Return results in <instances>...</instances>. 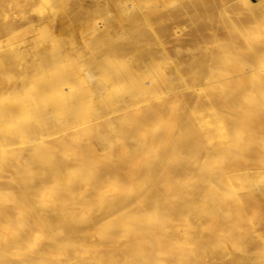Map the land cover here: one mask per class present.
<instances>
[{
	"label": "bare ground",
	"instance_id": "6f19581e",
	"mask_svg": "<svg viewBox=\"0 0 264 264\" xmlns=\"http://www.w3.org/2000/svg\"><path fill=\"white\" fill-rule=\"evenodd\" d=\"M103 1L60 9L62 30L72 18L84 23L59 37L51 32L53 6L23 16V24L50 32L47 41L7 45L22 17L0 12V34L8 36L0 37L7 42L0 49V264H152L164 259L170 231L179 230L166 226L175 213L194 220L193 241L224 249L218 264H261L264 29L255 15L246 16L247 27L224 22L222 36L216 29L229 7L252 11L264 0H190L203 9L204 20L193 13L209 38H198L195 24L200 30L186 39L197 51L170 50L175 58L153 51L157 43L151 47L153 36L140 26L170 13L151 21L145 0ZM172 21L159 24L171 35L170 24L181 23ZM177 37L168 42L179 52ZM154 234L159 256L136 258L139 237ZM241 235L246 247L236 254ZM218 258L190 254L184 264Z\"/></svg>",
	"mask_w": 264,
	"mask_h": 264
},
{
	"label": "rangeland",
	"instance_id": "374dc122",
	"mask_svg": "<svg viewBox=\"0 0 264 264\" xmlns=\"http://www.w3.org/2000/svg\"><path fill=\"white\" fill-rule=\"evenodd\" d=\"M4 1V0H3ZM25 1V2H24ZM28 1V2H27ZM68 1V2H67ZM122 1H124V2H126V0H122ZM132 1V0H131ZM164 1H166V2H164ZM145 0V3L147 4V5H149L150 7H151V9H152V7H153V10L154 9H157L156 10V12L155 13H153L154 11L152 10V14H151V16H150V20L152 21V19H153V21L154 20H158L159 19V17L160 16H155V15H159V14H161V16H162V12H164V14H167V13H170V17L168 18V17H166L165 15H163V17L165 18V20L162 18V17H160V23H158V22H150V24H147V25H145L144 23H142V24H140V26L142 25L143 26V28L144 29H147V31H148V33H149V35L150 36H153V38L152 39H148V42L151 44V47L154 45V44H156L157 43V45H155V48H154V46L152 47V50L153 51H155L156 50V52H158V53H161L162 51H164L166 54H167V56L170 58L171 56L170 55H172V57H176L177 56V53H178V55H184L185 53L187 54V53H190V52H196L197 51V49H196V47L194 48L192 45L193 44H191V43H189L188 42V40L191 38V36L193 35V34H191L190 33V35H188L189 34V32H191V30H194L195 28L199 31L200 30V28L198 27V26H200L201 27V29L202 30H200V33H198V34H196L197 32H195V34H196V36L199 38L200 37V35L202 36L203 35V37H204V35L206 36V37H208L209 35H208V33L210 34V32H209V30L208 29H205V27H203L202 28V23L204 24L205 22H203L202 21V19L201 18H199V20H201L200 22V24L199 23H197V18L198 17H196L195 16V13H193V12H195L194 11V9H196L197 10V14H198V16H199V13H200V15L201 16H199V17H202L203 18V9H201L200 8V10H198L199 8H197V7H195L196 6V4H195V6L193 7V3H192V1L194 2V0H192V1H190L189 0V4L188 3H185L187 0H177V1H173V0H171L172 2L170 3V1L169 0ZM168 1V2H167ZM182 1V2H181ZM185 1V2H184ZM253 2H257L258 0H252ZM0 2H1V0H0ZM12 2H14V3H12ZM17 2V3H16ZM45 2V3H44ZM67 2V3H66ZM83 2H88V4H94V3H97L98 1L97 0H5V3L3 4V2L1 3L2 5H4V6H0L1 8H0V10L2 9V11H0L1 12V16H2V18H3V15H4V13H6V15H8V14H11V15H14V13H15V15L14 16H18L19 14H21V15H19V16H21L22 18H20V19H22L21 21H19V23H18V25H17V28H16V30H15V27H13V28H11V29H9V32H10V35L11 34H13V35H11V36H9V38H11L12 36H14V37H12V39H11V42L12 43H10V40H9V38L7 39V37L8 36H6L5 37V35H3L5 38L3 39V36L0 34V37L2 36V40H4V41H6L5 39H7V42H9L8 44H7V42L6 43H3L2 41V44H0V49L1 48H4L5 46H7V45H9V44H16V43H18V42H21V41H23L24 39L25 40H27V39H30V40H32V39H38V37H39V40H44V41H47V40H49L47 37L49 36V34H50V32L49 31H47V30H45V31H37L34 27H33V24L31 25V23H30V25L28 24V26H27V24H23V22L25 23H27L28 21L23 17V16H26V17H28V16H30L31 17V15L33 16L34 14V16H36V13H39L38 11H40L38 8H40L41 10H46L47 8H49L50 6H53V7H51L52 9H55L56 10V12H57V10H58V12H59V14H58V12H57V17H56V21L54 22V25H53V30H51V32L53 33V36L54 35H56V37H59V34L60 35H62V34H64V33H66L65 31H69V29L70 28H74L75 26L76 27H78V25L80 26L81 25V23H84V21L83 20H81V21H78V19H74V18H72L71 20L72 21H68V23H67V25L69 24V26L67 27V29L68 30H62L60 27H59V24L61 25V20L59 19V17H58V15H61L60 13V11L61 10H63L62 12H64V10H65V5L66 6H68V7H70V6H73V8H81L82 9V7H78L79 6V4H80V6H82L81 4ZM162 2H164L166 5H168V6H165L164 5V3H162ZM16 3V4H15ZM24 3V4H23ZM25 3H28L27 4V7L25 6ZM77 4L76 6H75V4ZM86 3H83V4H86ZM98 3H104V1L103 0H99V2ZM126 3H131L130 2V0H127V2ZM153 3V4H152ZM167 3H169V4H167ZM178 3H180V4H182V5H178ZM14 4V5H13ZM23 4V5H22ZM73 4V5H72ZM31 5V6H30ZM33 5V6H32ZM47 7H46V6ZM175 5H177V6H179V7H175ZM191 5H192V8H193V10H192V8H191ZM14 6V7H13ZM18 6V7H17ZM22 6H24L25 7V9H22ZM42 6L43 7H45V9L44 8H42ZM62 6V7H61ZM75 6V7H74ZM161 6V7H160ZM163 6H165V7H163ZM245 5H239V9H241L242 11H243V9H244V11L243 12H241V13H239L238 11L236 12V10H232V12L229 10V8H228V10L226 11V13H225V15H223L222 16V18H221V20H220V22L218 21V23H217V29H216V31H217V35L218 36H222L223 35V33H224V27H223V23L224 22H226V21H228L229 19H232V20H234V24L235 25H237V24H239V25H244L245 27H247V22H246V16H250V15H255V16H257V20H258V24L260 25V28H263L264 29V3L262 4V7H260V8H256V9H254V10H252V11H249L250 9L248 8L247 9V7L245 6ZM15 7H17V8H15ZM38 7V8H37ZM163 7V8H162ZM189 8L190 10H188V12L189 11H192L191 13H193V14H190V13H187V12H185V11H187L186 10V8ZM7 8V10L5 11L4 9H6ZM32 9L31 11H29V9ZM33 8H35V9H38V10H36L35 11V9H33ZM63 8V9H62ZM160 8V9H159ZM166 8H167V10H172V12H168V11H166ZM169 8V9H168ZM172 8V9H171ZM176 8H179V10L181 9L182 11H184L183 12V14H180V12H182V11H177V9ZM187 8V9H188ZM28 9V10H27ZM61 9V10H60ZM174 9V10H173ZM185 9V10H184ZM231 9V8H230ZM246 9H247V12H246ZM3 10L5 11L4 13H3ZM19 10H20V12H19ZM24 10V11H23ZM176 10V11H175ZM21 11H23L24 13L27 11V13H30L29 15L27 14V13H25V15H24V13L23 12H21ZM166 11V12H165ZM174 11L175 12H177V13H175L174 14ZM17 12L19 13V14H17ZM35 12V13H34ZM33 13V14H32ZM72 13H73V11H72ZM171 13H172V15H171ZM251 13V14H250ZM254 13V14H253ZM17 14V15H16ZM27 14V15H26ZM178 14V15H177ZM179 14L181 15V16H183V17H180L179 16ZM191 15L192 16V18H194L195 19V21L194 22H196V23H192V22H190L191 20H193V19H191V18H189V15ZM196 14V15H197ZM167 15H169V14H167ZM176 17H175V16ZM18 16V17H19ZM96 15H93V16H91L90 17V19L91 20H93L92 18H94V20H95V23L96 24H100L101 23V16H96ZM193 16H195V17H193ZM235 16V17H234ZM259 16V17H258ZM155 17V18H154ZM217 17H219V16H217ZM225 17V18H224ZM32 18V17H31ZM77 18V17H76ZM97 18V19H96ZM98 18H100V19H98ZM152 18V19H151ZM172 18H173V20H176V22L174 23V24H177V23H180L179 21H181V23H180V25L179 26H177V25H173V24H170V26H172V27H170L171 28V30H170V28L168 27V29L170 30V32L172 31V29H173V31L171 32L172 33V35L166 30L167 28V26H168V22L169 21H171V23H173L174 21H172ZM176 18V19H175ZM182 18H184V19H182ZM187 18V19H186ZM1 19V18H0ZM24 19V20H23ZM59 19V21L57 22V20ZM178 19H180V20H178ZM191 19V20H190ZM26 20V21H25ZM94 20H93V22H94ZM190 20V21H189ZM199 20H198V22H199ZM203 20H204V18H203ZM223 20V21H222ZM75 21V22H74ZM98 21V22H97ZM222 21V22H221ZM78 22V23H77ZM166 22V23H165ZM236 22V23H235ZM74 23V24H73ZM94 23V24H95ZM153 23H157L158 25L159 24H166L167 26L165 27L164 25L163 26H161V25H159V26H161L159 29L160 30H163V32H162V36H161V32H160V30L158 29V28H154V27H152V25H153ZM189 23V24H188ZM71 24V25H70ZM152 24V25H151ZM156 24V25H157ZM195 24L197 25L198 24V26H196L195 27ZM21 25H23V26H21ZM25 25L27 26V28L25 27ZM156 25H155V27H156ZM183 25V26H182ZM192 25H194V26H192ZM205 25V24H204ZM31 26V27H30ZM55 26L57 27V28H55ZM141 26V27H142ZM144 26H146V27H144ZM154 26V25H153ZM177 26V27H176ZM21 27V28H20ZM29 27V28H28ZM148 27V28H147ZM163 27L164 28H166V29H163ZM193 27H194V29H193ZM32 29V32H31V29ZM60 28V29H59ZM152 28V29H151ZM182 28V29H181ZM13 29V30H12ZM18 29V30H17ZM27 29V35H26V33H25V30ZM30 29V30H29ZM64 29V28H63ZM76 29H78V28H75V30ZM154 29V30H153ZM155 29H157V30H155ZM175 29V30H174ZM14 30L15 31H18L19 33H21V35H22V39H20L21 37L17 34V33H15L14 32ZM28 30L30 31V32H28ZM153 30V31H152ZM165 30L167 31L166 33H165ZM176 30H178V33L176 32ZM183 30V31H182ZM157 31V32H156ZM174 31H175V33H174ZM8 31H6L5 32V34L7 35L8 33H7ZM40 32V33H39ZM152 34H151V33ZM154 32H155V34H154ZM160 32V33H159ZM182 32V33H181ZM201 32H202V34H201ZM28 33H29V35H28ZM36 33V34H35ZM39 33V34H38ZM58 33V34H57ZM68 33V32H67ZM157 33H159V34H157ZM163 33H164V35H163ZM168 33H169V39H167V41L165 42V43H163V45H162V40L163 41H165V38L164 37H168L167 35H168ZM184 33V34H183ZM192 33H194V31L192 32ZM32 34V35H31ZM42 34V35H41ZM173 34H175L174 36H173ZM25 35H26V37H25ZM44 35V36H43ZM113 35H115V36H118V32H114V34ZM157 35V36H156ZM176 35H178V37L177 38H180V37H182V38H180V42L181 41H183L181 44L182 45H184L183 46V48H182V46H181V44H176V45H178L179 47L177 48L178 49V51L180 52H177L176 51V48H175V46H173V42L174 41H171V40H174L175 38H176ZM208 35V36H207ZM36 36V37H35ZM160 36H161V38H160ZM15 37H18V39L17 40H15L16 38ZM156 37V38H155ZM160 38L159 40H158V38ZM173 37V38H172ZM175 37V38H174ZM203 37H201L202 39H203ZM205 37V39H207ZM40 38H42V39H40ZM188 40H187V39ZM197 38V40L199 41V45H204V44H201V43H205L206 42V40L204 39L202 42H200V40H201V38H200V40ZM209 38V37H208ZM0 39V40H1ZM156 39V40H155ZM182 39V40H181ZM9 40V41H8ZM14 40V41H13ZM161 40V41H160ZM173 43L172 45H171V43H169L170 41ZM176 40V39H175ZM44 41H41V42H44ZM161 42V47H160V42ZM169 41V42H168ZM177 41H178V39H177ZM187 41V46H186V42ZM167 42H168V44H170V45H168L167 44ZM179 42V41H178ZM144 44H147V40H145L144 42H143ZM154 43V44H153ZM175 43H177V42H175ZM185 43V44H184ZM207 43V42H206ZM5 44H7V45H5ZM150 44H148V45H150ZM166 44L169 46V47H167L166 46ZM189 44H191V46L189 45ZM164 45L166 46V47H164ZM189 45V46H188ZM2 46V47H1ZM164 48H163V47ZM172 46H173V48H172ZM180 46H181V48H180ZM21 48L23 47L22 45L20 46ZM77 47H79V44H78V46ZM157 47V48H156ZM159 47V48H158ZM185 47H187V49H185V50H183ZM190 47H192L191 49H190ZM168 50H166V49ZM190 50H189V49ZM195 49V50H194ZM74 50V49H73ZM72 50V53L74 52ZM166 50V51H165ZM170 50H173V52H175V54H176V56H174L175 54L172 52V51H170ZM169 51H170V54H169ZM172 52V53H171ZM183 53V54H182ZM103 55H104V51H100L99 53H98V56H102L103 57ZM188 55V54H187ZM186 56V55H185ZM104 60V58H102V61ZM180 214V217L175 213V215H174V221L172 222V223H166V226H167V228H171V229H174V227H178L179 228V230L177 231V232H173V230H171L170 231V233H169V237H170V239L169 240H167V243H168V245L169 246H167L168 247V249H166V252H165V255H163L162 257L164 258L162 261H158V259H155V257L158 255L159 256V254H157V246H158V235L156 234H154V235H152V236H150V237H147V238H143V236H141V237H139V240H140V242H138V244H137V247H136V253H135V255H136V258H144V257H147V256H152V257H154V259H155V261L152 263V264H184V259L187 257V256H189L190 254L192 255V257H196V258H198V257H208V256H212V257H220V258H218L217 260H215V261H217V264H218V261H221V260H224L223 258H221V257H223L224 256V254H225V252H224V249L223 248H221V247H218V248H216L215 250L212 248V247H210V246H208L207 244H206V242H204L203 240H198V241H193L191 238H190V236H191V233H192V230H193V228L196 226L195 225V223H194V220H192V219H186L185 218V215L184 214H181V213H179ZM79 216H81V217H83V215H79ZM156 217H160V218H169L168 216H166V215H163V214H159L158 216H156ZM178 218H180V220L178 219ZM179 220V221H178ZM218 219H208V221H209V223H215V221H217ZM202 228H203V231H206L207 232V234L209 235V233H210V229L209 228H206V227H203V224H202ZM244 228V227H243ZM264 229V228H263ZM175 230V229H174ZM173 232V233H172ZM195 240H197V239H195ZM238 242H239V248H235V252H236V254L237 253H242V251H244V248L246 247V243L244 242V236L243 235H241V236H239L237 239H236ZM108 250V249H107ZM107 250H105L106 251V254H108V253H110L109 251H107ZM184 253L186 254L185 256H184ZM258 254H259V261H261L262 260V263L261 264H264V250L263 249H259L258 250ZM119 263H122V264H135V261H129V262H122V258L121 259H118V262H117V264H119Z\"/></svg>",
	"mask_w": 264,
	"mask_h": 264
}]
</instances>
